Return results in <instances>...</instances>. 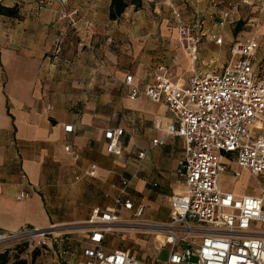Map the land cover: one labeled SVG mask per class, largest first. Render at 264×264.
<instances>
[{"label": "crops", "instance_id": "obj_1", "mask_svg": "<svg viewBox=\"0 0 264 264\" xmlns=\"http://www.w3.org/2000/svg\"><path fill=\"white\" fill-rule=\"evenodd\" d=\"M184 2L142 0L140 8L130 4L118 19L110 20L111 0H68L64 7L54 3L42 9L35 0H0L1 6L18 11L14 18L0 15V231L80 223L109 209L129 214L116 205L124 180L129 184L123 196L142 205L143 215L157 212L162 218L154 220L169 218L165 199L186 193L176 174L183 143L170 137L161 146L152 145L153 139L165 137V128L174 119L163 103L143 96L130 100L125 78L130 75V85L144 87L163 67L173 83L185 86L189 78L175 80L165 66L176 64L179 53L176 60L142 53L159 42H168V48L174 42L182 49L172 10H179L188 25L195 23L197 13L199 45L215 43L220 36L221 44L215 43L220 46L229 39L223 27H230L233 16L256 14L264 0H254L252 7L242 0L233 2L236 9L224 26H219L210 0ZM259 14L264 34V6ZM168 27H173L175 38L169 39ZM236 40H230L229 60ZM119 44L121 49L115 52ZM257 65L255 60L254 71L264 78V69ZM190 71L196 73L194 68ZM121 109L124 115L118 114ZM66 125H72L71 133L64 131ZM117 128L124 129V135L116 155L107 152L104 133ZM68 143L80 157L77 164L64 151ZM141 150L147 152L138 160ZM225 162L229 170L220 177L222 191L262 195L249 171L231 157ZM90 165L96 167L95 176L74 181L73 171L83 175ZM243 174L255 179L257 186L249 192L225 186L226 179L235 184ZM21 192L27 196L18 199Z\"/></svg>", "mask_w": 264, "mask_h": 264}, {"label": "built area", "instance_id": "obj_2", "mask_svg": "<svg viewBox=\"0 0 264 264\" xmlns=\"http://www.w3.org/2000/svg\"><path fill=\"white\" fill-rule=\"evenodd\" d=\"M67 1L35 0V6L42 9L59 3L64 7ZM242 2L251 6L254 0ZM210 4L218 12L219 26L225 25L230 12L236 8L231 4L221 6L220 0H210ZM172 13L179 23L182 49L196 61L199 16L196 13L195 23L188 25L182 21L179 10L174 9ZM249 26L258 27V24L251 21ZM221 42L220 36L215 39L216 44ZM258 48L256 35L234 41L225 67L193 73L185 86L173 83L163 67H158L154 81L144 87L130 85V75L125 78L130 100L143 96L153 103H163L174 119L165 128V137L153 139L152 145L161 146L170 137H177L183 143L176 174L186 193L169 199L167 222L141 219L144 207L123 196L129 184L126 180L121 183V197L116 201L135 220L141 219L132 225L160 233L159 249H168L167 259L162 263L140 260L128 250L108 249V234L118 223H125L120 221L115 209H109L95 213L86 221L89 228L83 236L85 246L79 259L60 264H264V78L253 68ZM155 125H159L158 121ZM72 129V125L64 126L66 133ZM123 135L121 128L105 131L108 153H120L118 143ZM64 151L74 164L79 162L78 153L69 143ZM146 152L141 150L138 160ZM226 157L233 158L238 167L250 172L263 189L261 196L236 195L220 189V177L229 170ZM95 174V165H90L83 175L76 169L73 171L74 181L84 176L92 178ZM233 176L238 178L240 173L235 171ZM26 196L21 192L18 199ZM52 228L23 229L15 233L0 231V244L43 237Z\"/></svg>", "mask_w": 264, "mask_h": 264}, {"label": "rangeland", "instance_id": "obj_3", "mask_svg": "<svg viewBox=\"0 0 264 264\" xmlns=\"http://www.w3.org/2000/svg\"><path fill=\"white\" fill-rule=\"evenodd\" d=\"M220 1L222 2L221 6H226L227 4L233 6V2H237L238 0H229L228 2ZM182 4L186 5L184 0ZM263 4L264 3H262L260 7L261 10L264 6ZM252 6L254 5H251V7ZM185 8L189 10L188 6H185ZM260 9L257 10L256 14L234 15L232 18L233 23L231 25L229 24L230 27H223V29L229 31V39L226 40L224 38L223 43L220 46L212 41H203V44L199 45L197 59L193 65L188 61L186 56L182 55L181 52L183 49H180L174 42L173 46L170 48H168V42H159L156 46H149L145 50L143 49L142 53L147 54L150 57H153L154 55L162 56L163 59L165 58L167 60H176L179 53L181 58H179V61H177L176 64H173L171 61L172 63L165 66L173 79L176 80L177 76H179L182 80H186L192 74L190 71L192 68H194L196 73L219 71L226 66L229 60L230 40H243L252 35H256L260 48H258L259 50H257L255 54V60L256 62L258 61L257 66H260V69L262 70L264 69V67L262 68V65L264 66V34L260 33V26L263 17V15L259 14L261 12ZM251 21L257 22L258 27H250L249 25ZM237 23H240V30L235 32ZM172 28L173 27H168L170 32L169 39L173 37L175 38ZM220 34H222V32ZM154 38L156 39V36H154ZM120 49L121 44L114 47L115 52H119ZM118 114L124 115L125 111L121 109ZM177 183H179L178 180ZM224 184L227 188H231L238 192H249L248 189L257 186L255 179L248 177L247 174H243V178L235 184H233L230 179H226ZM169 199L170 198H167L164 201L167 208L169 207ZM119 216L120 221H124L125 223H118L116 226L120 229L108 234L106 245L108 249L128 250L140 260H158L162 263L167 259L168 249H159V240H162V238L159 237L160 233H156L151 228H140L137 227V225L135 226L132 224H135V222L140 221L141 219L167 222L169 218L162 221L154 220L156 218H162L157 212L145 214L139 220H135L132 213L127 214L126 212L120 211ZM127 223L130 225H125ZM121 226L125 227L122 228ZM131 226L133 229L128 228ZM50 227L53 228L43 237L21 238L16 241L0 244V254L4 252L7 253L9 258L8 264L19 261H25L26 264H60L65 262L72 263L74 260L79 259L81 251L85 246L83 236L89 228L86 221L72 224H55ZM42 241H45V244H41Z\"/></svg>", "mask_w": 264, "mask_h": 264}, {"label": "trees", "instance_id": "obj_4", "mask_svg": "<svg viewBox=\"0 0 264 264\" xmlns=\"http://www.w3.org/2000/svg\"><path fill=\"white\" fill-rule=\"evenodd\" d=\"M133 4L135 8L141 7V0H111L109 6V19L116 20L118 19L124 10L130 5ZM0 15L5 17H17L18 11L15 7L7 8L0 5ZM240 30V23L236 24L235 32ZM9 258L6 252L0 254V264H8ZM11 264H26L25 261L14 262Z\"/></svg>", "mask_w": 264, "mask_h": 264}, {"label": "bare ground", "instance_id": "obj_5", "mask_svg": "<svg viewBox=\"0 0 264 264\" xmlns=\"http://www.w3.org/2000/svg\"><path fill=\"white\" fill-rule=\"evenodd\" d=\"M121 227L123 228V227H125V226H121ZM137 227H140V226H137ZM128 228L133 229L132 226H131V227H128ZM140 228H143V227H140ZM119 229H120V228H118V227L115 226L113 231H116V230H119ZM159 237H160V236H159ZM160 238H161V237H160Z\"/></svg>", "mask_w": 264, "mask_h": 264}]
</instances>
